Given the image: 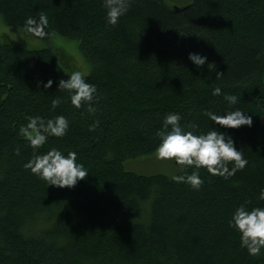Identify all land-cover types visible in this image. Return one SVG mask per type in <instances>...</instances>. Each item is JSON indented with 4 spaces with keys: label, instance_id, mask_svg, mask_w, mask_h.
Segmentation results:
<instances>
[{
    "label": "trees",
    "instance_id": "16d2710c",
    "mask_svg": "<svg viewBox=\"0 0 264 264\" xmlns=\"http://www.w3.org/2000/svg\"><path fill=\"white\" fill-rule=\"evenodd\" d=\"M41 13L46 46L0 42V264H264V252L249 254L228 223L239 203L264 204V0H132L115 25L103 0H0V24L22 27ZM54 35L79 40L92 64L95 113L57 87L74 67ZM190 51L207 55L213 69L197 67ZM50 78V88L38 83ZM216 86L222 94L213 95ZM223 93L237 95V104ZM234 107L253 118L251 126L216 125L248 159L234 175L201 168L204 183L193 189L126 166L155 153L169 111L206 131L215 126L207 109ZM60 113L70 120L67 133L49 135L40 151L78 152L89 173L71 188L23 166L33 153L19 126L29 114Z\"/></svg>",
    "mask_w": 264,
    "mask_h": 264
},
{
    "label": "clouds",
    "instance_id": "9594fccd",
    "mask_svg": "<svg viewBox=\"0 0 264 264\" xmlns=\"http://www.w3.org/2000/svg\"><path fill=\"white\" fill-rule=\"evenodd\" d=\"M131 5L132 0H103L107 23L117 24ZM47 25L48 18L41 13L38 18L26 17L22 28L26 33L46 37L51 35ZM188 57L197 67L203 66L206 62L210 69L215 65V62L208 61L207 55L198 51H190ZM67 73L68 78L61 77L58 81L59 90H69L71 103L77 108L86 105L89 113H95L97 104L93 101L100 99L98 85L88 80L84 71L73 70ZM221 74L222 72L217 76ZM38 83L50 88L54 80L51 78L46 82L39 80ZM212 93L220 95L222 88L216 86ZM223 95L229 105H236L239 100L234 93ZM60 102V97L52 100L53 105ZM206 113L215 124L206 131H194L199 127L195 122L185 127L181 123L182 114L169 111L164 115L162 127L157 129L156 133L160 142L154 150L155 155L158 159L173 160L180 171L172 178L190 185L193 189H199L204 183V177L200 174L201 168L213 175L229 177L248 164L243 150L237 148L233 135L221 130V127L239 128L245 124L251 126L252 116L246 114L245 109L241 107L229 108L223 112L207 109ZM98 124L99 120H96L89 127L95 128ZM69 127L70 120L62 113L51 117L29 114L26 123L19 126V135L31 145L33 153L23 166L41 179L47 180L49 185L75 187L89 173L85 164L78 159L79 154L76 150L65 152L59 147L49 146L46 151H40L47 143L49 135L63 137ZM15 150L19 153L21 149L17 147ZM189 166H192L190 171ZM258 199L264 200V187L259 190ZM250 204V201H245L236 205L228 223L239 233L241 247L246 248L251 255H258L264 252V204L251 206Z\"/></svg>",
    "mask_w": 264,
    "mask_h": 264
},
{
    "label": "rangeland",
    "instance_id": "374dc122",
    "mask_svg": "<svg viewBox=\"0 0 264 264\" xmlns=\"http://www.w3.org/2000/svg\"><path fill=\"white\" fill-rule=\"evenodd\" d=\"M172 4H184L192 0H167ZM8 41L18 44L27 45L29 47L46 46L47 40L44 37L34 36L23 31L22 27L8 26L0 24V42ZM51 42L65 49L67 56H70L69 63L74 68L73 70L84 71L89 73L92 69V64L82 52L79 40L72 38H64L53 36ZM126 166L141 173L161 172L173 176L178 172V166L170 159H158L154 154L141 157L138 159H131L126 163Z\"/></svg>",
    "mask_w": 264,
    "mask_h": 264
}]
</instances>
